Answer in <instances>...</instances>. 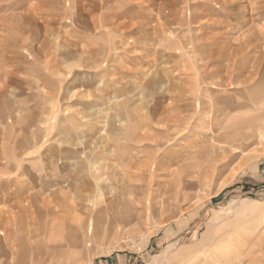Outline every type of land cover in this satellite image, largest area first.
<instances>
[{
    "label": "rangeland",
    "instance_id": "obj_1",
    "mask_svg": "<svg viewBox=\"0 0 264 264\" xmlns=\"http://www.w3.org/2000/svg\"><path fill=\"white\" fill-rule=\"evenodd\" d=\"M263 74L264 0H0V264H264Z\"/></svg>",
    "mask_w": 264,
    "mask_h": 264
},
{
    "label": "bare ground",
    "instance_id": "obj_2",
    "mask_svg": "<svg viewBox=\"0 0 264 264\" xmlns=\"http://www.w3.org/2000/svg\"><path fill=\"white\" fill-rule=\"evenodd\" d=\"M252 1V0H251ZM232 3V2H231ZM92 4H94V2H92ZM233 9H234V7H233ZM237 10V9H236ZM236 17V16H235ZM114 26V25H113ZM119 29V28H118ZM256 60V59H255ZM255 63H256V61H255ZM255 65H258V63L257 64H255ZM260 66V65H259ZM256 68H258V67H256ZM255 69V68H254ZM258 70V69H257ZM256 74H257V71H255V75L254 76H252V77H255L256 76ZM249 75H252V74H249ZM264 75V74H263ZM248 78V77H247ZM249 78H250V76H249ZM248 78V79H249ZM262 78H259V80H258V82H260V80H261ZM250 80H252V78L250 79ZM253 85V87H252V92L251 93H253V100L255 99V101H258L257 99H259L260 98V95H263L264 94V85H261V84H259V85H256V84H252ZM259 91V92H258ZM187 108V107H186ZM186 108H185V110H186ZM180 110V109H179ZM173 112V111H172ZM181 112V111H180ZM225 112H226V110H225ZM2 114V113H1ZM174 115V114H173ZM176 115V114H175ZM178 116H179V114H178ZM184 116V115H183ZM180 118H181V116H180ZM183 118V117H182ZM257 118V117H256ZM254 119V118H253ZM238 130H239V132L241 133L242 132V134L241 135H244V133L246 134L247 132L249 133V138L251 139L252 138V140L255 142V141H257V140H264V114H261V116L260 117H258L257 118V121L255 122H253V123H251V124H248V125H245L244 127H238ZM6 141V140H5ZM5 146V145H4ZM67 165V164H66ZM68 166V165H67ZM66 166V167H67ZM35 199V198H34ZM23 202V201H22ZM79 218H80V216H78Z\"/></svg>",
    "mask_w": 264,
    "mask_h": 264
},
{
    "label": "crops",
    "instance_id": "obj_3",
    "mask_svg": "<svg viewBox=\"0 0 264 264\" xmlns=\"http://www.w3.org/2000/svg\"><path fill=\"white\" fill-rule=\"evenodd\" d=\"M246 175L249 177L250 182L259 185V187L263 186L264 188V158L255 163L252 168L247 171ZM120 260L121 258L119 256H113L105 260H100V256H97L91 264H118Z\"/></svg>",
    "mask_w": 264,
    "mask_h": 264
}]
</instances>
